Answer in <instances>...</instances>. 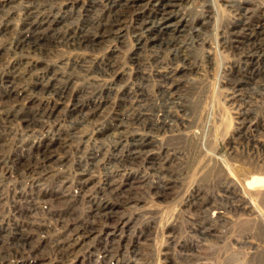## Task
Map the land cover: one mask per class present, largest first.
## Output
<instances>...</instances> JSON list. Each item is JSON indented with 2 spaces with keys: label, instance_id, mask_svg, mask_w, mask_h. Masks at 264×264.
I'll use <instances>...</instances> for the list:
<instances>
[{
  "label": "rangeland",
  "instance_id": "rangeland-1",
  "mask_svg": "<svg viewBox=\"0 0 264 264\" xmlns=\"http://www.w3.org/2000/svg\"><path fill=\"white\" fill-rule=\"evenodd\" d=\"M121 1L0 0V264H264V0Z\"/></svg>",
  "mask_w": 264,
  "mask_h": 264
},
{
  "label": "bare ground",
  "instance_id": "bare-ground-1",
  "mask_svg": "<svg viewBox=\"0 0 264 264\" xmlns=\"http://www.w3.org/2000/svg\"><path fill=\"white\" fill-rule=\"evenodd\" d=\"M137 1L138 0H127V1H124V0H122L118 5H117V8H122V7H126V8H130V7H133V6H135L136 4H137ZM157 1H159V0H157ZM160 1H162V0H160ZM170 1H173V0H168V1H165V2H161V4L159 3L158 4V8H159V10H158V13L159 12H161L162 13V11H164L165 12V9L167 8V7H170L171 6V3H170ZM113 6V5H112ZM143 6V5H142ZM142 6L140 7L141 9H142ZM173 6V5H172ZM130 10V9H129ZM126 11V10H125ZM124 12V11H123ZM247 12V11H246ZM41 17V16H40ZM50 17V16H49ZM43 18V17H42ZM36 19V18H35ZM49 19V18H48ZM48 19H42L41 20V22H39V24H37L36 26H34V27H32V35L33 36H30V35H26V36H24V37H22L20 40H18L17 41V43H15V46H14V52H16V53H22V52H24V51H26V50H33V52L34 51H38V50H40L39 48H38V46H41V45H44V42H43V40H41V39H44V38H37V37H35V35H37L38 33H40L41 31H47V29H45V30H42L43 28H47V27H50V25H45L44 24V22L45 21H48ZM55 19V18H54ZM154 19V18H153ZM137 20V19H136ZM35 21V20H34ZM142 21V20H141ZM37 22V21H36ZM48 23H50L51 25L54 23L53 22V20L52 21H48ZM149 23V22H148ZM171 23V22H170ZM144 24V23H143ZM146 25V24H145ZM174 25H175V23H174ZM147 27H149V25H147ZM139 28V27H138ZM55 29V28H54ZM99 29V28H98ZM150 29V28H149ZM148 29V35H149V41H151V43L152 42H156L157 41V38H158V36H159V34H158V32H156V33H152L151 32V29L149 30ZM147 30V29H146ZM264 30V29H263ZM49 31V30H48ZM51 31V30H50ZM145 31V30H144ZM162 32V31H161ZM45 33V32H44ZM236 33V32H235ZM252 33V32H251ZM25 34V33H24ZM260 34V33H259ZM52 35V34H51ZM181 35V34H180ZM235 35V34H234ZM77 36V35H76ZM95 36V35H94ZM93 36V37H94ZM176 35H174V36H171L172 38H174ZM81 37V36H80ZM87 37V36H86ZM92 37V38H93ZM101 37H103V35L101 36ZM177 37V36H176ZM77 38V37H76ZM96 38V37H95ZM160 38H161V40H160ZM165 38V37H164ZM73 39V38H72ZM87 39V38H86ZM91 39V38H90ZM159 40H160V45L161 46H165V47H169V45H170V42L172 41V40H174V39H171V40H168L167 42L166 41H164L163 39H162V37H160L159 36V38H158ZM176 39V38H175ZM82 40V39H81ZM92 40V43H90V44H88V42H86V41H84V42H86V44L85 43H83V41L80 43V44H82V46L84 45V46H86V47H89V48H91V49H95L96 47H97V45H98V42L97 41H95V40H93V39H91ZM180 40V39H179ZM90 41V40H89ZM69 42V41H68ZM158 42V41H157ZM47 44V43H46ZM140 45V44H139ZM48 46V45H47ZM143 46V45H142ZM145 46V45H144ZM152 46H155V44H153ZM260 48V47H259ZM44 49V48H43ZM258 50V49H257ZM262 53V52H261ZM2 56V55H1ZM44 56V55H43ZM31 62V61H30ZM26 64H27V62H25ZM261 63V62H260ZM186 64V63H185ZM16 65V64H15ZM31 65V64H30ZM37 65V64H36ZM26 66V65H25ZM27 66H28V64H27ZM39 66V65H38ZM32 67H34V66H32ZM44 67V66H43ZM258 67V66H257ZM256 67V68H257ZM15 68V67H14ZM35 68H37V67H35ZM45 68V67H44ZM43 68V69H44ZM54 68V67H53ZM263 68V67H262ZM16 69V68H15ZM14 69V70H15ZM18 69V68H17ZM30 69V68H29ZM39 70V69H38ZM254 70V69H253ZM252 70V71H253ZM25 71V70H24ZM51 71V70H50ZM44 72H45V70H44ZM53 72V71H52ZM50 74V73H49ZM42 75V74H41ZM52 75V74H51ZM56 74H54V76H55ZM240 75V74H239ZM242 75V74H241ZM256 77V76H255ZM257 77H258V75H257ZM42 78V77H41ZM50 79V78H49ZM58 79V78H57ZM60 79V78H59ZM166 79H167V77H166ZM254 79V78H253ZM244 80V79H243ZM120 81V80H119ZM48 82V81H47ZM55 82H57V81H55ZM244 82H246V81H244ZM38 83V82H37ZM58 83V82H57ZM10 84H12V83H10ZM34 84H36V83H34ZM45 85V84H44ZM49 85V84H48ZM53 85V84H52ZM56 86H58V85H56ZM28 87V86H27ZM31 87V86H30ZM29 87V88H30ZM49 87V86H48ZM22 88V87H21ZM44 88H46V87H44ZM54 88V87H53ZM31 89V88H30ZM29 89V90H30ZM39 89V88H38ZM48 89V88H47ZM55 89H57V88H55ZM15 90H16V88H15ZM18 90V89H17ZM34 90H37L36 88L34 89ZM23 91H25L24 89H23ZM40 91H45V90H43V89H40ZM8 92V91H7ZM28 92V91H27ZM48 92H52L51 90H49ZM49 94V93H48ZM55 95H57L59 98L60 97H62V95H63V92L62 91H57L56 90V93H54ZM29 95V94H28ZM31 95V94H30ZM44 95H46V94H44ZM25 97L26 96V94H24V92L23 93H21V92H17V91H13V89H12V87H11V91L7 94V96H6V100H9V101H16V100H18V99H21L22 97ZM33 96H35V95H33ZM40 96V95H39ZM23 97V98H24ZM28 97H30V96H28ZM32 97V96H31ZM49 97V96H48ZM29 100V99H28ZM36 100H38V99H36ZM51 100V99H50ZM49 100V101H50ZM55 100V99H54ZM53 100V101H54ZM59 100V99H58ZM62 100H63V98H62ZM42 101V100H41ZM56 101V100H55ZM23 102H25V101H23ZM61 102V101H60ZM15 103V105H16V102H14ZM20 103H22V101L20 102ZM19 103V104H20ZM22 104H25V103H22ZM57 104H59V103H57ZM94 104V103H93ZM14 105V104H13ZM60 105V104H59ZM17 106V105H16ZM19 106V105H18ZM48 106V105H47ZM54 106V105H53ZM46 107V106H45ZM56 107V106H55ZM54 107V108H55ZM77 107V106H76ZM99 107V106H98ZM30 108V107H29ZM53 108V107H52ZM53 108V109H54ZM57 108V107H56ZM65 108V107H64ZM24 109V108H23ZM73 109V108H72ZM85 109V108H84ZM94 110H96V109H94ZM29 111V110H28ZM33 112V111H32ZM4 114V113H3ZM80 114V113H79ZM7 115V114H6ZM48 115V114H47ZM55 117V116H54ZM84 117V116H83ZM142 117V116H141ZM157 117V116H156ZM48 118V117H47ZM77 118V117H76ZM145 118V117H144ZM149 118V117H148ZM153 119V118H152ZM31 120V119H30ZM154 120H155V118H154ZM161 120V119H160ZM160 120H158V118H157V121H154L155 122V124H154V126H155V129H157L158 127H162V126H167L165 123H163L162 121H160ZM33 121V120H32ZM150 121V120H149ZM26 122H27V119H26ZM30 122V121H29ZM151 123V122H150ZM32 125H33V123H32ZM31 125V126H32ZM150 125V124H149ZM153 125V124H152ZM170 125V124H169ZM150 127V126H149ZM166 128V127H165ZM64 135V134H63ZM114 139V138H113ZM150 139V138H149ZM59 141V140H58ZM49 144V143H48ZM55 144V143H54ZM133 144V143H132ZM138 144V143H137ZM57 145V144H56ZM134 145V144H133ZM140 145H142V144H140ZM59 146V145H58ZM63 146V145H62ZM47 149V148H46ZM63 149V148H62ZM55 150V149H54ZM58 151V150H57ZM60 151H61V149H60ZM59 151V152H60ZM145 151H147V150H145ZM41 152V151H40ZM50 152H53V151H50ZM138 152V151H137ZM128 153V152H127ZM140 153V152H139ZM148 153H149V150H148ZM40 154V153H39ZM37 155V154H36ZM47 155V154H46ZM135 155V154H134ZM139 155V154H138ZM46 157H48V156H46ZM134 157V156H133ZM142 157V156H141ZM145 157V156H144ZM127 158V157H126ZM129 159V158H128ZM42 160V159H41ZM57 161V160H56ZM94 161V160H93ZM51 164H53V162L51 163ZM49 166V165H48ZM33 174V173H32ZM229 174V173H228ZM86 176V175H85ZM87 177H89V176H87ZM234 179H236V178H234ZM233 179V180H234ZM231 180V179H230ZM237 180V179H236ZM234 182H236V181H234ZM238 182V181H237ZM241 183H243V182H241ZM261 184V185H264V180H259V181H256V182H254L253 183V185L254 184ZM234 184H236V183H234ZM112 185V184H111ZM115 187V186H114ZM252 185H250V184H246V185H243L242 186V190H244V192H248L249 194H253V192H251L252 191ZM83 188V187H82ZM254 196V195H253ZM252 196V197H253ZM244 199V198H243ZM244 201H245V199H244ZM101 203V202H100ZM104 203V202H103ZM244 203V202H243ZM248 203H249V201H248ZM192 204V203H191ZM196 204V203H195ZM245 204V203H244ZM100 205V204H99ZM250 206L252 205V204H249ZM249 205H247V206H249ZM104 206V205H103ZM102 207V206H101ZM246 207V206H245ZM107 208V207H106ZM101 209V208H100ZM250 210V209H249ZM214 211V210H213ZM216 212V211H215ZM252 212V211H251ZM96 215V214H95ZM99 215H101V214H99ZM103 215V214H102ZM222 216V215H221ZM109 218V217H108ZM219 218V217H218ZM224 218V217H223ZM218 220H221V219H218ZM78 228H80V227H78ZM87 228V227H86ZM81 236V235H80ZM83 237V236H82ZM18 240V239H17ZM71 245V244H70ZM22 247V246H21ZM63 254V253H62ZM65 255V254H64ZM32 257V256H31ZM35 259V258H34Z\"/></svg>",
  "mask_w": 264,
  "mask_h": 264
}]
</instances>
